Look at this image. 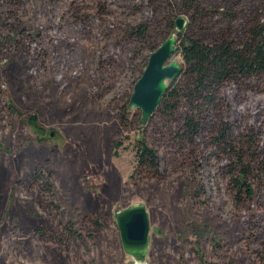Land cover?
Listing matches in <instances>:
<instances>
[{"label":"rangeland","instance_id":"rangeland-1","mask_svg":"<svg viewBox=\"0 0 264 264\" xmlns=\"http://www.w3.org/2000/svg\"><path fill=\"white\" fill-rule=\"evenodd\" d=\"M174 3L173 11L159 5L148 19L152 46L176 34L178 17L187 21L184 30L189 24L194 36L209 39L230 25L239 40L264 22V0H197V11ZM144 6L145 0L0 1L7 37L0 47V264H134L113 213L136 204L150 220L144 264H202L188 223L207 226L224 243L214 251L203 242L205 262L258 264L264 191L238 205L212 156L174 152L164 120L154 115L142 127L140 110L128 106L150 50L125 42L123 30L146 21L136 10ZM227 11L235 14L230 24ZM141 135L159 155L156 178L136 168ZM70 215L81 234L76 240L64 226ZM254 215L261 216L258 230L250 227Z\"/></svg>","mask_w":264,"mask_h":264},{"label":"trees","instance_id":"trees-1","mask_svg":"<svg viewBox=\"0 0 264 264\" xmlns=\"http://www.w3.org/2000/svg\"><path fill=\"white\" fill-rule=\"evenodd\" d=\"M0 1L12 6L21 2ZM145 1L146 6L136 10H144L146 21L135 27H124L123 40L144 45L150 55L158 46H152L147 40L148 19L154 16L159 5L173 11L175 3L174 0ZM179 1L186 11L198 10L197 0ZM200 12L208 15L206 10ZM224 14L229 24L235 19V14L230 11ZM38 35L28 34L31 38ZM6 38L0 31V47L7 43ZM11 39L10 42H15L14 38ZM173 56L180 58L181 73L168 82L161 103L152 116L159 115L164 120L169 129V145L174 152H187L193 157H201L200 153L204 157L212 156L233 193L234 201L238 205L253 203L264 191V22L251 25L239 40L232 36L230 25L209 39L194 36L188 24L186 30L176 33ZM8 109L11 114L22 116L12 104ZM27 122L40 132L36 115L27 116ZM136 145L137 170L145 176L158 177L160 159L156 150L148 145L143 135L136 140ZM201 190H195L196 196L202 193ZM259 206V210L264 209V201ZM251 219V230H258L261 216L254 215ZM93 225L100 228L98 220L93 221ZM64 226L72 240L80 238L71 215ZM185 231L193 237L195 252L202 264H215L203 260L201 244L208 241L212 250L217 251L222 248L223 241L220 243L215 239L205 225L188 223ZM255 232L250 235L253 240ZM258 264H264V250L259 255Z\"/></svg>","mask_w":264,"mask_h":264},{"label":"water","instance_id":"water-1","mask_svg":"<svg viewBox=\"0 0 264 264\" xmlns=\"http://www.w3.org/2000/svg\"><path fill=\"white\" fill-rule=\"evenodd\" d=\"M187 21L176 18V33L183 32ZM176 46V34L169 36L148 58L140 78L133 87L129 100L130 109L140 110V126H145L156 108L160 105L166 92L168 82L176 79L181 73V65L173 60ZM57 136L49 133V138ZM113 217L119 231L122 249L131 257L134 264H144L149 247V214L143 204L132 205L125 209L117 208Z\"/></svg>","mask_w":264,"mask_h":264}]
</instances>
